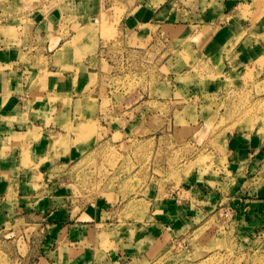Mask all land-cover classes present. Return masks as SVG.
I'll return each mask as SVG.
<instances>
[{
    "label": "rangeland",
    "instance_id": "obj_1",
    "mask_svg": "<svg viewBox=\"0 0 264 264\" xmlns=\"http://www.w3.org/2000/svg\"><path fill=\"white\" fill-rule=\"evenodd\" d=\"M257 2L245 6L253 18L264 13ZM3 6L0 0V25ZM198 8L197 16H185L187 24L153 23L138 36L113 23L94 26L98 36L90 38L87 56L89 67L101 74L93 91L101 101L86 107L101 124L95 145L74 154L68 173L73 216L57 223L74 224L68 240L84 245L79 250L85 255L88 237L87 253L102 264H264V232L238 245L235 238L243 235L230 223L232 205L215 208L193 198L198 191L240 190L236 177L249 174L246 160L236 165V158L228 159L225 138L240 129L264 131V59H246L239 43L210 57V24L220 8ZM185 25L188 30L176 36L179 29L173 28ZM96 202L98 217L78 220ZM194 205L202 210L188 216ZM99 223L110 228L100 233ZM36 227L0 233V264H38L56 231L51 254L63 257L58 236L63 239L64 228Z\"/></svg>",
    "mask_w": 264,
    "mask_h": 264
},
{
    "label": "crops",
    "instance_id": "obj_2",
    "mask_svg": "<svg viewBox=\"0 0 264 264\" xmlns=\"http://www.w3.org/2000/svg\"><path fill=\"white\" fill-rule=\"evenodd\" d=\"M254 1L3 0L0 25V233L6 229L24 228L27 224L36 225V228L44 226L49 232L63 227L65 237L58 236L63 257H52L51 254L52 242L58 235L56 231L43 245V251L47 253L38 264H102L94 258V253H87L88 237L85 255L79 250L84 252V245L75 246L68 240L73 236L74 224L60 226L57 223L58 217L66 220L73 216L75 206L69 185L73 179L68 173L74 163V154L86 152L95 145V130L101 124L98 121V126L95 122L98 115L86 107L90 101H101L99 95L93 93L101 74L89 67L87 56L90 38L94 40L98 36L94 26L103 21L113 23L138 36L143 28L153 23L169 25L178 21V24H187L182 23L185 16H197L201 11L198 7L203 4L211 9L219 6L216 11L223 15L216 13L220 17L217 15L216 23L210 24V43L205 52L219 58L223 47L231 44L234 48L233 43H239L237 47H242L246 53L242 49L238 51L246 59H264V13L255 18L253 13L249 14ZM258 1L257 6L264 11L262 1ZM193 5L194 10L190 8ZM175 27L173 30L179 29L176 36H182L188 30V26ZM246 29H250L249 34L245 33ZM203 32L197 36L205 39L208 35ZM84 122L89 125L85 129L82 127ZM225 145L228 159L236 158V165L246 160L243 164L247 165L249 174L236 177L241 184L240 190L198 191L193 193V198L196 202H209L207 205L215 208L221 203H230L235 213V219L230 223L236 229L240 228L243 235L235 240L238 245H243L264 232V174H261L264 131H234L225 138ZM255 170L257 173L251 174ZM184 206L191 207V202ZM193 207V213L188 216L202 210L196 205ZM100 210L98 202L91 204L79 213L78 220L84 221L82 216L98 217ZM75 225L84 227L85 223ZM93 227L92 224L85 225L88 230ZM98 227L102 233L101 230L106 232L110 224L99 223ZM105 255L101 261L106 260Z\"/></svg>",
    "mask_w": 264,
    "mask_h": 264
}]
</instances>
